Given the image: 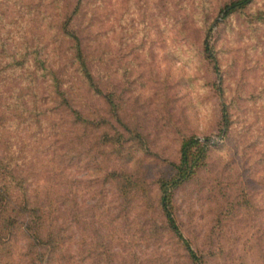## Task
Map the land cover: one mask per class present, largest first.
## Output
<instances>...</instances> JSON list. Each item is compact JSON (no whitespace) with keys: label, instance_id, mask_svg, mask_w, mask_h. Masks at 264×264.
<instances>
[{"label":"rangeland","instance_id":"rangeland-1","mask_svg":"<svg viewBox=\"0 0 264 264\" xmlns=\"http://www.w3.org/2000/svg\"><path fill=\"white\" fill-rule=\"evenodd\" d=\"M229 1L0 0V62L46 61L54 72L45 76L60 78L68 100L50 80L39 86L41 101L20 96L28 72L17 69L20 77L1 87L0 103L17 114L8 134L30 157L29 182L63 190L64 205H55L65 258L193 264L165 224L157 180L172 173L180 141L194 135L208 138L209 149L205 165L173 192L182 234L203 264H264V0L224 17ZM68 17L101 93L76 72L62 32ZM205 39L217 67L204 54ZM67 104L94 126L77 123ZM124 174L135 180L128 202L119 196ZM16 240L20 264L25 243Z\"/></svg>","mask_w":264,"mask_h":264},{"label":"trees","instance_id":"trees-1","mask_svg":"<svg viewBox=\"0 0 264 264\" xmlns=\"http://www.w3.org/2000/svg\"><path fill=\"white\" fill-rule=\"evenodd\" d=\"M251 1L230 0L220 8V12L226 17ZM69 22L70 17L64 21L62 32L71 42L76 72L92 92L101 93L88 65L81 38L75 30L70 28ZM203 43L206 58L217 67V59L212 46L207 39ZM11 69L20 70L22 74L28 72L27 76L24 77L26 84L21 87V92L22 89L24 92L20 96H29V98L26 97L28 99H34L36 96L41 101L43 98L39 94L41 88L39 86L41 83H48L50 80L53 93L63 99L65 104L68 102L65 93L61 90L60 78L52 76L53 73L50 74L51 79L48 75L45 76L47 69L52 70L48 63L44 60L29 61L24 56L12 62H0V100L1 93H3L1 87H3L5 80H15L20 77ZM38 73H41L42 76H38ZM103 97L106 98L110 107L114 108V103L109 94H103ZM16 100H18L17 96ZM67 106L77 123L82 122L94 126V122L88 121L78 110L72 109L69 104ZM13 108V104L0 103V264H19L15 258L16 237L18 235L22 236L25 243L20 252V258H23V262L20 264H76V261L73 262V257L71 260L65 258L64 228L61 223L58 224L62 216L59 213L58 204L57 206L55 204L59 202L64 205L63 190L45 191L46 189L42 186H34L29 182V178L34 174L24 170V166L30 157L27 158L28 154L24 153L23 145L19 144L20 141L15 140V134H8L13 124L17 123V114H14ZM39 110L43 113L47 112L48 109L39 108ZM34 116L36 114H26V119L32 120ZM220 124L222 125L221 131L225 133L229 125V118L224 103H221ZM208 149V138L200 139L194 135L184 137L179 144L177 159L169 162L172 173L168 177L157 180L158 203L165 224L173 236L182 244L193 264H203L202 258L179 228L174 215L172 197L175 189L191 180L198 170L205 165ZM123 178L124 180L119 185V196L128 202L134 196L130 190L133 188L132 184L135 183V180L132 179L131 175L124 174ZM72 206L75 211V205ZM75 212L77 213L73 216L74 221L77 222L80 212ZM91 213L94 212L91 211Z\"/></svg>","mask_w":264,"mask_h":264}]
</instances>
